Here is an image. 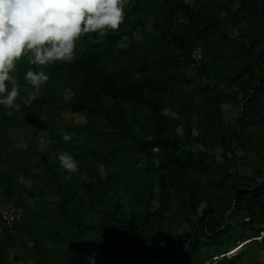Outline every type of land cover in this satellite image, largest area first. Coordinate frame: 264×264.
Returning a JSON list of instances; mask_svg holds the SVG:
<instances>
[{
    "label": "trees",
    "instance_id": "1",
    "mask_svg": "<svg viewBox=\"0 0 264 264\" xmlns=\"http://www.w3.org/2000/svg\"><path fill=\"white\" fill-rule=\"evenodd\" d=\"M124 11L119 30L83 34L71 62L23 57L10 73L22 96L29 69L50 79L19 111L0 106V264H182L187 246L184 264H264V0Z\"/></svg>",
    "mask_w": 264,
    "mask_h": 264
},
{
    "label": "clouds",
    "instance_id": "2",
    "mask_svg": "<svg viewBox=\"0 0 264 264\" xmlns=\"http://www.w3.org/2000/svg\"><path fill=\"white\" fill-rule=\"evenodd\" d=\"M124 4L125 0H0V106L19 111L21 103L39 98L50 79L43 68L29 69L24 80L30 87L27 96H22L21 85L10 74L17 61L27 57L37 66L71 62L83 34L120 29ZM128 39L122 37L117 47H127ZM62 140L71 142L72 134L63 132ZM58 160L65 171L78 170V161L69 152H61Z\"/></svg>",
    "mask_w": 264,
    "mask_h": 264
},
{
    "label": "rangeland",
    "instance_id": "3",
    "mask_svg": "<svg viewBox=\"0 0 264 264\" xmlns=\"http://www.w3.org/2000/svg\"><path fill=\"white\" fill-rule=\"evenodd\" d=\"M192 77V75H191ZM224 114H225V119L228 120L230 118V111L229 108H227L226 106H224ZM58 120H62L66 123H75L77 125H83L85 124V119L80 116V115H71L68 112H64L62 113L59 117ZM15 137H17V140L15 141V143L17 144V146L20 147H27V141L25 140V134L23 131H15L13 132ZM49 132L47 129H43V133L39 135V141L37 142L38 148L40 151L46 152L48 151V153H50L51 149H49ZM102 143H97L95 146L99 147V145H101Z\"/></svg>",
    "mask_w": 264,
    "mask_h": 264
},
{
    "label": "built area",
    "instance_id": "4",
    "mask_svg": "<svg viewBox=\"0 0 264 264\" xmlns=\"http://www.w3.org/2000/svg\"><path fill=\"white\" fill-rule=\"evenodd\" d=\"M21 216H22V213L20 211H13V212L7 213V215L5 216V219L8 225L12 227L15 221L21 218ZM262 239H264V233H262L260 238L254 239V240H262Z\"/></svg>",
    "mask_w": 264,
    "mask_h": 264
},
{
    "label": "water",
    "instance_id": "5",
    "mask_svg": "<svg viewBox=\"0 0 264 264\" xmlns=\"http://www.w3.org/2000/svg\"><path fill=\"white\" fill-rule=\"evenodd\" d=\"M242 107H243V105H242ZM233 210H234V208L232 209V211H233ZM232 211L229 213V215H231ZM228 221H229V217L227 218V222H228ZM226 226H227V223H226V225L224 226V228H226ZM222 230H223V229H222ZM187 249H188V246L185 248L184 261H183L182 264H184V262H185Z\"/></svg>",
    "mask_w": 264,
    "mask_h": 264
},
{
    "label": "crops",
    "instance_id": "6",
    "mask_svg": "<svg viewBox=\"0 0 264 264\" xmlns=\"http://www.w3.org/2000/svg\"><path fill=\"white\" fill-rule=\"evenodd\" d=\"M263 181H264V176H263Z\"/></svg>",
    "mask_w": 264,
    "mask_h": 264
}]
</instances>
